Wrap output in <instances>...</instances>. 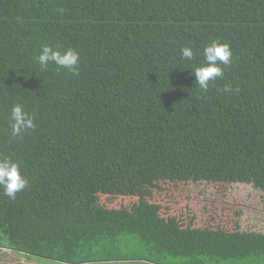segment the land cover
<instances>
[{
  "label": "trees",
  "instance_id": "1",
  "mask_svg": "<svg viewBox=\"0 0 264 264\" xmlns=\"http://www.w3.org/2000/svg\"><path fill=\"white\" fill-rule=\"evenodd\" d=\"M213 40L233 59L201 93L191 68ZM44 44L77 51L79 74L41 68ZM14 104L35 123L15 138ZM0 156L28 181L15 199L0 189V248L30 264H264V233L240 220L114 201L189 182L264 195V0H0Z\"/></svg>",
  "mask_w": 264,
  "mask_h": 264
},
{
  "label": "rangeland",
  "instance_id": "2",
  "mask_svg": "<svg viewBox=\"0 0 264 264\" xmlns=\"http://www.w3.org/2000/svg\"><path fill=\"white\" fill-rule=\"evenodd\" d=\"M74 182H79L80 189L86 183L80 177H75ZM161 187L168 189L165 194H161L157 188L152 191L151 185H147L132 192L136 194L132 198L129 192L127 198L113 199L116 198V204L121 201L124 204H158L161 215L182 220L189 226L230 228L240 220L241 230L264 233V195L249 186L189 182L162 184ZM86 195L97 198L101 204L108 202L113 194L96 191Z\"/></svg>",
  "mask_w": 264,
  "mask_h": 264
},
{
  "label": "clouds",
  "instance_id": "3",
  "mask_svg": "<svg viewBox=\"0 0 264 264\" xmlns=\"http://www.w3.org/2000/svg\"><path fill=\"white\" fill-rule=\"evenodd\" d=\"M180 55L186 61H193L196 57L192 48L187 46L181 47ZM202 56L203 60L199 65L191 68V74L195 77L194 82L200 92L207 93L210 82L215 81L218 77H223L224 70L221 65L225 67L230 65L233 53L229 44L213 40L203 47ZM35 59L43 69H47L52 64L58 69L67 70L73 75L79 74L80 56L72 48L61 51L58 48L44 44ZM223 91L227 93L233 91V89L230 85H225ZM235 91H239V88H236ZM9 119L13 138L35 128L33 116L25 111V106L22 104H14L11 107ZM27 183L28 181L21 174L18 163L11 157L0 156V189H2L3 195L9 199H15L16 194L23 191Z\"/></svg>",
  "mask_w": 264,
  "mask_h": 264
},
{
  "label": "crops",
  "instance_id": "4",
  "mask_svg": "<svg viewBox=\"0 0 264 264\" xmlns=\"http://www.w3.org/2000/svg\"><path fill=\"white\" fill-rule=\"evenodd\" d=\"M30 264L24 257L11 250L0 248V264ZM35 264V263H31Z\"/></svg>",
  "mask_w": 264,
  "mask_h": 264
}]
</instances>
